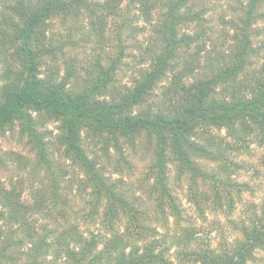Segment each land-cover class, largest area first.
I'll return each instance as SVG.
<instances>
[{"label": "trees", "instance_id": "obj_1", "mask_svg": "<svg viewBox=\"0 0 264 264\" xmlns=\"http://www.w3.org/2000/svg\"><path fill=\"white\" fill-rule=\"evenodd\" d=\"M207 1L9 0V12L0 23V132L20 126L34 152L33 170L48 175L56 208L60 175L49 157L50 143L42 128L48 120L59 122L56 140L64 149L62 158L82 170L92 197L88 217L100 216L108 237L91 233L87 238L76 227L37 234L29 220L36 210L42 212L45 196L30 207L22 200L23 182L11 181L6 187L0 183V264H171V245L179 248L183 264H254L258 253L264 254V203L249 207L242 218L231 219L242 194L250 191L248 184L232 178L240 168L235 155L255 143L263 150L264 167V65L258 71L251 68L258 54L254 24L263 16L259 9L264 0L240 4L235 16L224 22L232 33L229 43L215 54L205 45L210 42ZM131 9L144 21H154L158 37L144 49L139 47L148 56V65L130 86L116 83L124 56L121 44L110 64H98L81 85L68 89L53 74L41 77L42 58L53 55L54 49L45 41L54 19L74 20L84 12L89 17L98 14L100 23L114 16L122 19L121 29ZM201 37L202 44H197ZM194 44L196 52L188 53ZM8 51L10 59L3 56ZM202 52L206 73L199 70L202 58L197 57ZM66 74L67 80L73 76L71 70ZM166 80L161 97L154 101V90ZM218 130H226L230 141L213 133ZM142 135L154 140L155 161L148 168V178L153 180L152 218L161 220L164 228L165 218L172 217L176 234L159 236L146 226L143 222H149V215L129 201L121 185L104 176L84 147L89 139L102 143L104 151L112 147L121 154L123 143L131 145ZM199 159L215 165L207 169ZM170 165L177 179L186 180L188 198L198 214L203 217L206 208L229 217L238 237L212 247L207 235L189 221L180 224L186 220L169 186ZM47 214L56 222L66 216L65 211H57V217ZM125 219L123 230L116 229L115 224Z\"/></svg>", "mask_w": 264, "mask_h": 264}, {"label": "rangeland", "instance_id": "obj_2", "mask_svg": "<svg viewBox=\"0 0 264 264\" xmlns=\"http://www.w3.org/2000/svg\"><path fill=\"white\" fill-rule=\"evenodd\" d=\"M246 1H207L206 7L209 8V11L205 15V20L207 22L206 28L209 30L210 42L205 40V45L209 51H212L210 53L215 54V51L222 50L221 46L224 43H229L228 40L232 33L224 22L233 18L240 4H245ZM9 4H11L9 0H0V23L2 18L9 12ZM136 12L134 9L128 12L126 26L121 29L119 27L122 24V19L114 18V16H110L106 18L105 22L100 23H98L99 18L96 17L98 14L89 17L84 12L78 19L74 20L54 19L50 23L46 33L47 41H45L49 48L54 49L53 55H46L42 58L39 66L41 77H46L48 73L53 74V78L57 82L65 81L68 89H71L77 83L81 85L88 73H95L98 64L102 66L110 64V58L118 54V45L121 44L124 48V56L117 72L116 83L119 86H130L133 78H136L140 70L148 65V60H146L148 56L143 55L142 49L150 44L152 38L158 37L154 31V21L148 23L141 16L135 15ZM259 13L263 16L254 24V29L258 33L253 41L254 47L258 50L251 66L254 71H258L264 65V7L259 9ZM194 31L195 29L190 33ZM198 41L197 44H202L203 38H199ZM140 46L142 49H139ZM196 50V44H194L190 47L188 53H195ZM205 54L202 52L197 58L201 59ZM9 55L8 51L3 56L10 59ZM2 66L0 65V71L3 68ZM201 66L202 68L199 70L203 73L206 66L203 58ZM68 70L73 73L70 80L66 79ZM164 85H167V80L157 85L154 90V101H158L161 97ZM58 127L59 122L48 120L42 128V131L47 133L45 140L50 143L49 157L53 161L54 168L57 169V174L60 175V177H57L61 182V189L58 191L59 203L56 208L52 203L48 175L44 170H33L34 152L31 151L30 145L26 143V138L21 135L18 124L13 126L12 129L0 132V158L2 161V164H0V183L6 187L11 181L13 183L23 182L22 200L30 207H35L45 196L46 204L40 208L42 212L36 210L29 220L30 227L34 228L37 234L42 235L48 233V231L60 232L66 227H76L78 233L87 238L91 233L108 237L100 216H94L91 219L88 217L91 210L90 202L92 201L90 189L84 186L82 170L74 166L70 160L62 158L64 149L56 140V137L61 133ZM213 133L225 142L230 141L226 130H218ZM132 143L131 145L127 142L123 143L121 154L112 147L104 151L102 143L89 139L84 140V147L89 152V157L97 160L104 176L110 181L121 185L129 201L149 215L151 218L149 222H143L146 226L153 227L159 236H163L165 232L169 235L176 234L178 228L172 217L165 218L164 228H161V225H163L161 220H153L152 218L154 203L149 189L153 180L148 178V168L155 161L154 140L142 135ZM262 153L263 150L252 143L247 152L241 151L235 155L234 160L240 168L236 169L232 178H235L238 182L248 184L250 191L242 194L241 201L236 204L232 213V220L244 217L247 211L250 210L249 207H260L264 203V167L260 163L263 159ZM197 161L207 169H211L215 165L210 160L199 159ZM168 181L182 210V216L186 220V222L181 221L180 224L188 225L187 221H189L196 231H201L207 235L212 247L230 243L238 237L231 228L230 221L227 219L229 217L226 218L220 213L212 214L206 208L203 209V217L198 214L195 205L188 198L186 180L177 179L176 171L171 165L169 166ZM61 203H65V206ZM44 211H46V214L43 213ZM57 211H65L66 216L63 219L57 218L56 222L47 213L50 212L51 215L57 217ZM125 223L126 219L120 224H115L116 229L122 231ZM168 256L171 264H183L182 259L179 257V248L176 245H171ZM254 264H264L263 253H258V260Z\"/></svg>", "mask_w": 264, "mask_h": 264}]
</instances>
